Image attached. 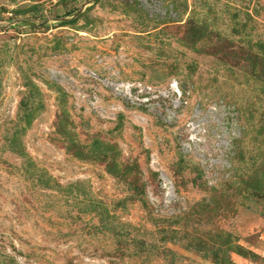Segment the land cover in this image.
Segmentation results:
<instances>
[{
	"label": "rangeland",
	"instance_id": "374dc122",
	"mask_svg": "<svg viewBox=\"0 0 264 264\" xmlns=\"http://www.w3.org/2000/svg\"><path fill=\"white\" fill-rule=\"evenodd\" d=\"M218 258L264 264V0H0V264Z\"/></svg>",
	"mask_w": 264,
	"mask_h": 264
},
{
	"label": "trees",
	"instance_id": "16d2710c",
	"mask_svg": "<svg viewBox=\"0 0 264 264\" xmlns=\"http://www.w3.org/2000/svg\"><path fill=\"white\" fill-rule=\"evenodd\" d=\"M69 22L74 23L75 21L74 20H72V21H65L64 24H70ZM23 154H24L23 152H20V155L23 156ZM134 168H135V165H134ZM136 168H137V166H136ZM136 190L138 191V193H139L138 195L139 196H141V195L143 196L144 195V190H143L142 187L138 186V187H136ZM139 200L145 203V201L143 200L142 197H139ZM145 205H146V203H145ZM218 261L220 262V264H232L229 261H228L229 263H227V261H224V259H220V258H218Z\"/></svg>",
	"mask_w": 264,
	"mask_h": 264
}]
</instances>
